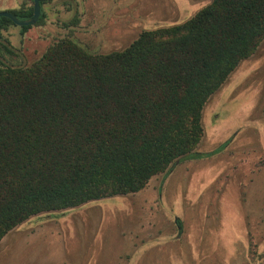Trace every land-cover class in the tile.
<instances>
[{
  "label": "trees",
  "instance_id": "trees-1",
  "mask_svg": "<svg viewBox=\"0 0 264 264\" xmlns=\"http://www.w3.org/2000/svg\"><path fill=\"white\" fill-rule=\"evenodd\" d=\"M11 13L26 20L32 6ZM10 25L0 18V241L32 217L136 194L220 153L227 143L196 151L203 110L263 42L264 0H212L107 54L64 38L30 65L3 36Z\"/></svg>",
  "mask_w": 264,
  "mask_h": 264
},
{
  "label": "rangeland",
  "instance_id": "rangeland-1",
  "mask_svg": "<svg viewBox=\"0 0 264 264\" xmlns=\"http://www.w3.org/2000/svg\"><path fill=\"white\" fill-rule=\"evenodd\" d=\"M211 1L45 0L42 23L2 34L27 65L64 38L107 54ZM30 6L0 0V12ZM202 125L196 151L227 143L220 153L177 163L137 194L30 218L0 241V264H264V40L208 100Z\"/></svg>",
  "mask_w": 264,
  "mask_h": 264
},
{
  "label": "water",
  "instance_id": "water-1",
  "mask_svg": "<svg viewBox=\"0 0 264 264\" xmlns=\"http://www.w3.org/2000/svg\"><path fill=\"white\" fill-rule=\"evenodd\" d=\"M32 16L26 20H20L10 12H0V18L9 19L14 25L18 27H32L37 24L40 17V0H33Z\"/></svg>",
  "mask_w": 264,
  "mask_h": 264
},
{
  "label": "flooded vegetation",
  "instance_id": "flooded-vegetation-1",
  "mask_svg": "<svg viewBox=\"0 0 264 264\" xmlns=\"http://www.w3.org/2000/svg\"><path fill=\"white\" fill-rule=\"evenodd\" d=\"M32 10H33V1H32ZM5 12H12V11H5ZM33 12V11H32ZM41 12V11H40ZM41 15V14H40ZM40 18V17H39ZM38 23V22H37ZM35 26V25H34ZM33 27V26H32ZM20 28H22V27H20Z\"/></svg>",
  "mask_w": 264,
  "mask_h": 264
},
{
  "label": "crops",
  "instance_id": "crops-1",
  "mask_svg": "<svg viewBox=\"0 0 264 264\" xmlns=\"http://www.w3.org/2000/svg\"><path fill=\"white\" fill-rule=\"evenodd\" d=\"M141 192V191H140ZM139 193V192H138ZM137 194V193H136ZM133 195V194H132Z\"/></svg>",
  "mask_w": 264,
  "mask_h": 264
}]
</instances>
